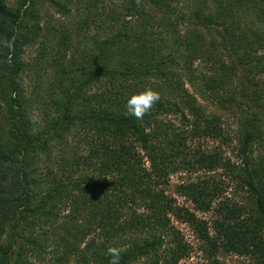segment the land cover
Segmentation results:
<instances>
[{
  "label": "trees",
  "instance_id": "16d2710c",
  "mask_svg": "<svg viewBox=\"0 0 264 264\" xmlns=\"http://www.w3.org/2000/svg\"><path fill=\"white\" fill-rule=\"evenodd\" d=\"M173 221L264 264V0H0V264H178Z\"/></svg>",
  "mask_w": 264,
  "mask_h": 264
},
{
  "label": "rangeland",
  "instance_id": "374dc122",
  "mask_svg": "<svg viewBox=\"0 0 264 264\" xmlns=\"http://www.w3.org/2000/svg\"><path fill=\"white\" fill-rule=\"evenodd\" d=\"M8 1L11 2L13 0H8ZM182 2H186V0H180V4H182ZM54 17L55 19H59L58 15H55ZM28 53H31V52L29 51ZM196 142H198L199 145H201L202 147L207 146L206 148L212 145L218 146L216 142H213L207 139L206 140L200 139L198 141L195 140L194 143ZM233 145H234V142H232L228 146H225V145L219 146V148H221L223 151V155L226 158L230 159L231 161L235 160V150H232L234 148ZM200 175H202L201 172H195L191 174L184 173V172L174 173L169 177V185L167 187V191L171 192L173 190L174 184L180 180H184L187 178L192 179ZM229 192H230V188H227L226 193H229ZM176 202L178 204H183L191 208V204L188 201L184 200L182 197L176 196ZM195 214L197 217L206 219L207 221H210V219L212 218L211 211L195 212ZM173 225L179 229L183 239L188 243L190 247L189 248L190 252L188 256L179 260L178 264H196L197 262H200L205 257V253L201 251V244L199 243V240L196 238V235L194 231L192 230V228L186 225L185 223H180L176 221H173ZM218 258L221 264H242L244 262V258L239 257L237 255H233V254H228V255L218 254Z\"/></svg>",
  "mask_w": 264,
  "mask_h": 264
},
{
  "label": "clouds",
  "instance_id": "9594fccd",
  "mask_svg": "<svg viewBox=\"0 0 264 264\" xmlns=\"http://www.w3.org/2000/svg\"><path fill=\"white\" fill-rule=\"evenodd\" d=\"M160 99L159 91L151 86L145 87L127 99V114L142 120ZM107 255L110 257L109 264H120L121 249L119 247H108Z\"/></svg>",
  "mask_w": 264,
  "mask_h": 264
}]
</instances>
